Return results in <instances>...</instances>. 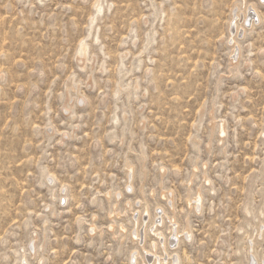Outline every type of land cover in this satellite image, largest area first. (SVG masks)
Wrapping results in <instances>:
<instances>
[{
	"label": "rangeland",
	"instance_id": "obj_1",
	"mask_svg": "<svg viewBox=\"0 0 264 264\" xmlns=\"http://www.w3.org/2000/svg\"><path fill=\"white\" fill-rule=\"evenodd\" d=\"M0 264H264V0H0Z\"/></svg>",
	"mask_w": 264,
	"mask_h": 264
},
{
	"label": "bare ground",
	"instance_id": "obj_2",
	"mask_svg": "<svg viewBox=\"0 0 264 264\" xmlns=\"http://www.w3.org/2000/svg\"><path fill=\"white\" fill-rule=\"evenodd\" d=\"M254 7V6H253ZM255 8V7H254ZM247 10V8L245 9V11H237L236 12V16H234V18H238L240 21H241V24H239L240 26H241V28H242V30H244V28H245V25H246V23H253V20H252V14H250L249 13V11H246ZM252 10V9H251ZM248 12V13H247ZM255 12H256V10H255ZM258 13V12H257ZM254 16V15H253ZM258 17V16H257ZM258 20V19H257ZM236 24H238V23H236ZM240 26H238V28L240 27ZM252 27V26H251ZM238 30V29H237ZM246 30V29H245ZM239 31V30H238ZM237 31V32H238ZM236 32V33H237ZM241 33V32H240ZM83 53L85 54L86 53V45H84L83 44ZM235 59H237V57L235 58ZM225 126V125H224ZM226 131H225V128H221V133H225ZM61 199H62V196H61ZM203 197H202V195L201 194H199V193H197L196 194V196H195V202L193 203V204H195V208L196 209H201L202 208V204H203ZM191 200V199H190ZM193 200V199H192ZM192 204V205H193ZM194 208V207H193ZM148 210V209H147ZM164 218V217H163ZM173 226V225H172ZM172 229V228H171ZM178 231V230H177ZM179 232V231H178ZM189 232H190V230H186V233L187 234H189ZM176 234H177V232H175ZM136 234L138 235L139 233H137L136 232ZM171 234V233H170ZM173 234V233H172ZM139 236V235H138ZM169 236H171V235H169ZM175 236V235H174ZM176 237V236H175ZM177 237H178V235H177ZM192 237V236H191ZM178 239V238H177ZM179 240V239H178ZM177 241V240H176ZM171 243V242H170ZM178 243V242H177ZM177 245V244H176ZM176 259V258H175ZM255 260V259H254ZM179 261V259L177 258L176 260H175V262H178Z\"/></svg>",
	"mask_w": 264,
	"mask_h": 264
}]
</instances>
